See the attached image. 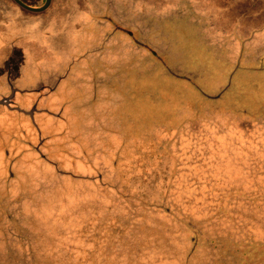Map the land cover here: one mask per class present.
<instances>
[{
  "label": "trees",
  "instance_id": "trees-1",
  "mask_svg": "<svg viewBox=\"0 0 264 264\" xmlns=\"http://www.w3.org/2000/svg\"><path fill=\"white\" fill-rule=\"evenodd\" d=\"M10 1L19 6L14 0ZM43 2L40 1V5ZM103 12L110 13L105 9L96 19L110 27L109 34L104 35L105 43L65 64L68 74L73 71L74 75L78 73L83 77L69 88L81 94L74 98V108L70 111L74 119L71 127L86 151L87 164H91L89 170L99 175L89 174L88 178L77 175L76 180L68 184L53 176L49 187L27 190L22 198L14 195L18 189L15 180L11 179L7 186L0 184V264H264L263 186L253 190L239 178L224 185L226 178L221 175L218 190L213 185L204 194L198 187L184 201L185 204L195 201L201 206L198 209L185 211L171 200L179 172V166L176 167L179 160L170 152L172 142L191 125L202 126L205 109L210 111L212 106L222 105L223 110L240 118L264 124L263 106H251L233 98L244 90L255 91L252 82L245 80L249 76L241 75L239 80L235 79L236 84L234 80L213 92L208 91L193 75L178 76L175 65L161 64L157 52L141 43L134 30ZM117 13L116 17L122 19ZM121 34L147 51L150 60L158 62L150 71L153 76H167L160 78L162 85H172L171 78L183 81L176 85L178 90L174 96L180 98L183 86L185 92L192 95L188 94L189 103L179 106V116L174 123L157 129L159 134L155 139L148 133L135 135L122 130L112 123V114L107 125L99 117L110 104L112 83L118 74L112 73L117 69L114 67L117 57L113 59V43L107 46L108 36L120 43ZM87 54L90 55L84 57ZM96 76H99L101 89ZM145 82L155 84L153 79ZM78 84L82 88L77 87ZM115 120H118L117 115ZM81 132H88L92 140L83 141ZM98 132L119 133L120 138L117 142L114 137L99 145L96 139L94 142ZM97 153L104 165L96 166ZM237 165H249V173L264 181V168L260 169L264 161L253 158L237 161ZM167 167L170 173L159 198L147 196L146 188L151 185L142 181L145 173L163 172ZM208 176L212 179L210 173ZM18 178H28V175L23 173ZM191 182L200 185L201 179L193 176ZM38 196L42 201H35ZM252 225L261 230L259 236L250 230ZM209 249L210 254L206 253Z\"/></svg>",
  "mask_w": 264,
  "mask_h": 264
},
{
  "label": "rangeland",
  "instance_id": "rangeland-1",
  "mask_svg": "<svg viewBox=\"0 0 264 264\" xmlns=\"http://www.w3.org/2000/svg\"><path fill=\"white\" fill-rule=\"evenodd\" d=\"M20 1L31 8H38L45 3V0L41 5L42 0ZM105 9L110 11L109 14L103 12L105 15L134 30L141 43L157 52L161 64L175 65L178 76L191 74L199 85L211 92L230 81L239 80L241 75L249 76L245 80L252 82L256 92L244 90L233 98L251 106L264 107V0H51L49 6L39 12L23 9L10 0H0V43L8 44L2 45L4 48L0 49V53L8 50L15 51L14 54L20 53L19 61H6L3 65L6 71L4 75L8 76V70L17 77L24 75L28 78L30 74L28 83H12L19 87H33L38 83V72L60 73L69 60H78L82 54L92 51L91 48L105 43L104 35L109 34L110 27L96 19L102 14L99 12ZM116 11L122 19L116 17ZM120 36V43L114 41L111 38L113 36H108L107 46L113 43V59L117 57L114 67L119 69L112 72L118 74L112 83L110 104L106 113H100L99 117L107 125L112 114V123L122 130L135 135L138 132L148 133L155 139L161 125L166 127L175 122L179 116V106L189 103L191 94L185 92L187 90L183 86L180 88V98L174 96L178 90L176 85L183 81L171 78L172 85H162L160 78L167 76H153L150 71L151 66H158V62L150 60L142 47L124 38V35ZM35 63L37 65L33 67ZM67 78L69 88L83 79L82 75H74L73 71L69 72ZM149 79H153L155 84L145 82ZM96 82L101 89L99 76H96ZM77 87L82 88L80 84ZM146 88L149 89L148 93ZM29 97L26 99L29 100ZM212 107L210 111H203L202 126L191 125L172 142L173 150L170 152L179 160L176 166H179V172L176 180H173L176 188L171 200L183 206L185 211L201 207L195 201L191 204H185L184 201L198 187L204 194L213 185L218 190L221 175L226 178L224 185L234 183L239 178L241 183L253 190L258 186L264 187V181L256 178L253 172L249 173V165H237V161L253 158L264 161V124L240 118L223 110L222 105ZM0 110L8 109L0 105ZM115 115L118 120H115ZM80 135L83 141L92 140L88 132H81ZM94 137V142H99V145L105 140L111 141L116 137L113 140L117 142L120 138L119 133L105 132H98ZM63 148L70 151L66 145ZM100 165L104 163L97 153L96 166ZM30 168L15 172H19L17 177L23 173L28 175V178L14 179L15 187H18L14 195L19 198L27 190L39 186L49 187L53 176L68 184V181L76 180L77 175L83 178H88L89 174L93 177L99 175L91 172L86 165L72 170L67 164L54 168L42 162ZM60 169L67 171L63 173ZM168 172L169 167L163 172L145 173L146 178L142 181L151 185L146 188L147 196L159 198ZM247 173L249 176L245 175ZM231 175L234 176L226 177ZM193 176L200 177V185L191 182ZM38 200L42 201L39 196L35 201ZM258 228L252 225L250 230L259 236L261 230ZM206 253L210 254L212 250Z\"/></svg>",
  "mask_w": 264,
  "mask_h": 264
},
{
  "label": "flooded vegetation",
  "instance_id": "flooded-vegetation-1",
  "mask_svg": "<svg viewBox=\"0 0 264 264\" xmlns=\"http://www.w3.org/2000/svg\"><path fill=\"white\" fill-rule=\"evenodd\" d=\"M2 45L8 44L0 43V49L4 48ZM8 54L13 57H7ZM19 55L9 50L0 53V59L5 58L0 68V105L8 109L0 111V184L9 185L10 181L19 177L17 174L20 171L42 162L54 168L67 164L72 170L85 165L90 169L91 164H87L88 156L78 134L72 132L74 119L70 111L74 108V98L81 94L76 89L69 90L67 65L60 73L38 72L36 86L19 87L12 82L28 83L30 74L28 78L24 75L17 77L8 70V76H5L3 66L6 61H19ZM16 95L18 99L15 100ZM63 145L70 147V151ZM59 171L65 173L67 170Z\"/></svg>",
  "mask_w": 264,
  "mask_h": 264
},
{
  "label": "water",
  "instance_id": "water-1",
  "mask_svg": "<svg viewBox=\"0 0 264 264\" xmlns=\"http://www.w3.org/2000/svg\"><path fill=\"white\" fill-rule=\"evenodd\" d=\"M14 1H15L19 6H21L22 8H24V9H26V10L39 12V11H43V10H45V9L49 6L51 0H45V3H44L42 6L38 7V8H31V7H29V6L25 5V4H23V2H21L20 0H14Z\"/></svg>",
  "mask_w": 264,
  "mask_h": 264
},
{
  "label": "crops",
  "instance_id": "crops-1",
  "mask_svg": "<svg viewBox=\"0 0 264 264\" xmlns=\"http://www.w3.org/2000/svg\"><path fill=\"white\" fill-rule=\"evenodd\" d=\"M14 52H15V51H14ZM14 52H12V53H14ZM7 57H11V58H12L13 56H12V54H8ZM4 61H5V58H1V59H0V68H1V66H2V64H3ZM0 111H3V110H0Z\"/></svg>",
  "mask_w": 264,
  "mask_h": 264
}]
</instances>
